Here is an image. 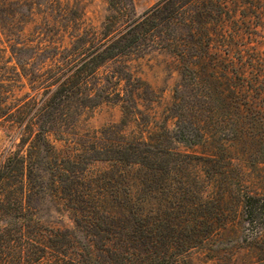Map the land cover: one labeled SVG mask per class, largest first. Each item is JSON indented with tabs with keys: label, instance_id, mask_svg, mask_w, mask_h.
Here are the masks:
<instances>
[{
	"label": "trees",
	"instance_id": "1",
	"mask_svg": "<svg viewBox=\"0 0 264 264\" xmlns=\"http://www.w3.org/2000/svg\"><path fill=\"white\" fill-rule=\"evenodd\" d=\"M164 10L167 15L126 14L118 26L117 15L106 16L91 41L80 36L72 52L49 59L39 95L9 101L0 91V119L20 130L19 148L0 158V264H176L222 219V213L207 218L199 211L207 194L193 185L203 177L216 184L221 204L235 200L234 214L252 213L264 202V180L254 182L231 155L233 149L249 154L264 148V81H220V58L209 49L212 39L175 35L170 23H187ZM153 38L177 57L182 81H192L184 84L185 95L176 89L172 101L177 124L187 123L188 131L180 128L171 138L210 144L209 151L196 156L164 143L169 137L164 125L136 135L112 126L111 137L90 145L91 159L109 166L90 169L89 176L80 156L62 153L50 134H64L86 108L100 102L90 81L101 65ZM190 42L196 47L187 48ZM33 176H47L49 187L67 202L73 229L47 227L34 218L28 203Z\"/></svg>",
	"mask_w": 264,
	"mask_h": 264
},
{
	"label": "rangeland",
	"instance_id": "2",
	"mask_svg": "<svg viewBox=\"0 0 264 264\" xmlns=\"http://www.w3.org/2000/svg\"><path fill=\"white\" fill-rule=\"evenodd\" d=\"M165 8L177 21L187 23H170L175 35L186 40L189 33L212 39L209 49L220 58V81H264V0H0V75L7 78L0 81L4 86L0 91L9 101L39 95L49 59L55 54L62 59L72 52V44L77 45L76 38L80 36L90 37L91 41L93 33L102 30L106 16L117 15L118 26L126 14L167 15ZM153 39L134 53L101 65L90 81L100 102L86 108L64 134H50L51 142L62 153L80 156V166L87 169L89 176L90 169L94 172L109 166L91 159L94 152L90 145L111 137L108 129L112 126L136 135L152 133L164 125L169 132L164 143L196 156H205L209 151L210 144L173 142L174 131H188L187 123L177 124L180 119L172 109L174 92L177 89L185 95L184 84L192 81H182L177 57L156 45L157 38ZM195 45L190 42L187 48ZM244 60L246 68L244 76H240L239 67ZM15 71L22 76H15ZM104 130L108 133L104 134ZM19 142V127L0 119V158L17 150ZM233 150V164L246 167L254 182L264 180V148L249 154ZM31 181L34 189L28 203L34 218L47 227L73 229L72 211L49 187L48 177L33 176ZM215 185L207 176L193 187L207 194L200 213L207 218L209 214L222 213V219L215 222L216 230L206 241L184 253L176 264H264V202H259L252 213L242 209L234 214L235 200L227 198L221 204Z\"/></svg>",
	"mask_w": 264,
	"mask_h": 264
}]
</instances>
